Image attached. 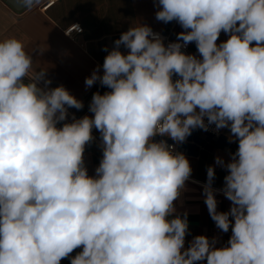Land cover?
<instances>
[{
	"label": "clouds",
	"instance_id": "clouds-1",
	"mask_svg": "<svg viewBox=\"0 0 264 264\" xmlns=\"http://www.w3.org/2000/svg\"><path fill=\"white\" fill-rule=\"evenodd\" d=\"M16 2L28 11L40 4ZM156 6L157 21L183 31L167 44L147 24L121 33L84 82L109 90L93 93L92 115L80 118L69 109L83 101L51 87L36 49L0 39V264H60L77 248L70 264H264V0ZM221 32L228 39L218 44ZM190 43L199 56L183 50ZM213 125L238 147L207 167L202 195L231 236L217 247L216 237L197 235L185 247L189 221L175 202L192 167L176 145ZM93 129L102 158L90 176ZM215 166L226 171L221 188ZM218 194L228 211L217 210Z\"/></svg>",
	"mask_w": 264,
	"mask_h": 264
},
{
	"label": "crops",
	"instance_id": "crops-1",
	"mask_svg": "<svg viewBox=\"0 0 264 264\" xmlns=\"http://www.w3.org/2000/svg\"><path fill=\"white\" fill-rule=\"evenodd\" d=\"M46 0L28 10H16L5 0H0V39L16 37L33 52V60L38 67L47 68V76L51 79V87L65 86L71 94L84 103L82 110L69 109V119L74 114L76 118L92 115L88 105L95 92L104 93L105 87L97 82L91 88L85 87V78L93 69L102 65L107 52L114 46L124 31L134 23L150 25L155 32L163 35L173 24L159 22L155 19L158 10L156 0H60L46 11L42 9ZM79 24L83 27L81 34L73 38L65 35V29ZM183 31L178 23L170 33L176 40L177 33ZM228 39L221 32L217 41L219 44ZM39 49H46L40 54ZM122 51H126L121 48ZM190 54L199 56L195 43L190 45ZM102 72V68H101ZM95 139L86 145L84 153L85 166L90 176L95 175V169L102 158L100 133L93 129ZM229 132L224 129L223 135L209 145L199 143L190 149L187 156L192 175L186 184V190L175 202L177 213H187L189 233L185 238V247L194 236L206 235L210 239L217 238V247L227 243L231 236L223 233L210 218L204 203L201 185L206 182L207 167L215 165V157L221 156L227 161L229 154L234 152L238 144L229 143ZM159 140L161 138L156 137ZM216 178L214 187L221 188L226 175L225 169L215 166ZM218 211H228L231 202L222 194L217 195ZM82 251L75 249L69 258L61 260L60 264H70L71 257Z\"/></svg>",
	"mask_w": 264,
	"mask_h": 264
},
{
	"label": "built area",
	"instance_id": "built-area-1",
	"mask_svg": "<svg viewBox=\"0 0 264 264\" xmlns=\"http://www.w3.org/2000/svg\"><path fill=\"white\" fill-rule=\"evenodd\" d=\"M58 1H60V0H46L42 9L44 11H46L48 8L53 6ZM75 25H79V24H75ZM175 26H176V22L174 21L173 24L169 26L168 32L164 33L162 35L165 38L166 44L168 42L175 41V40H172L170 37V33L175 29ZM79 27H80V29H82V31H75V30L72 31V28L69 27V28L65 29L64 33L68 37L73 38L75 35L81 34L83 32V30H84L83 27L81 25H79ZM66 30L72 31V32L70 34H66ZM190 45H191V43L185 49H183L187 54H190ZM108 90L109 89H105V91H108ZM223 133H224V129H221L219 132H216L214 130V125L210 126L208 131H203L201 129L193 130L192 134L187 138L186 142H184L183 144H180V145H176V150L183 152L187 157L190 154V149L192 146L197 145L199 143L209 145L212 141L219 139L223 135ZM159 138H161V137H159ZM163 139H167V142L169 144L174 143L169 138H163Z\"/></svg>",
	"mask_w": 264,
	"mask_h": 264
},
{
	"label": "water",
	"instance_id": "water-1",
	"mask_svg": "<svg viewBox=\"0 0 264 264\" xmlns=\"http://www.w3.org/2000/svg\"><path fill=\"white\" fill-rule=\"evenodd\" d=\"M9 5H11L14 9H16V10H19V11H21V10H24L22 7H19L18 5H17V2H16V0H5Z\"/></svg>",
	"mask_w": 264,
	"mask_h": 264
}]
</instances>
